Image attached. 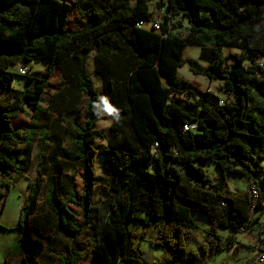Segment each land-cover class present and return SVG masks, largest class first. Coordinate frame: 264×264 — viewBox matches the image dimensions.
I'll use <instances>...</instances> for the list:
<instances>
[{
  "label": "trees",
  "instance_id": "obj_1",
  "mask_svg": "<svg viewBox=\"0 0 264 264\" xmlns=\"http://www.w3.org/2000/svg\"><path fill=\"white\" fill-rule=\"evenodd\" d=\"M160 1L164 15L161 30L154 31L138 24L155 21L151 4L157 0H0V201L26 176L24 158L32 153L36 132L46 134L40 115L52 67L61 71L64 86L49 98L47 111L57 115L55 128L67 117L74 130L72 152L62 149L55 135L61 160L53 158L51 168L57 174L64 166L71 176L63 186L51 178V212L32 226L42 211L48 174L39 147L37 177L18 228L24 264H38L47 238L42 231L52 228L68 239L61 262L78 264L76 244L97 221L99 206L105 212L103 230L91 264H145L136 242L152 229L157 237L150 246L164 251L152 264H183L188 256L191 264H202L195 250L188 251L199 230L196 215L210 226L199 246L207 256L223 249L219 229L249 231L252 213L261 208L264 214V67L256 62L264 57V0ZM176 16L189 24L185 36L173 33ZM187 45L200 47L201 58L214 62L205 70L191 66L193 73L222 83L230 100L177 77ZM224 48L238 53L228 57ZM92 57L115 115L108 135L97 130L100 94L88 71ZM42 62L50 66L41 76L11 71ZM16 77L26 81L15 84ZM22 115L30 126L15 128L13 121ZM97 140L105 143L95 148ZM97 153L113 182L112 190H105L107 200L96 206L90 157ZM207 162L218 166L224 184L228 176H242L251 188L226 195L202 167ZM78 174L84 183L80 197L73 183Z\"/></svg>",
  "mask_w": 264,
  "mask_h": 264
},
{
  "label": "rangeland",
  "instance_id": "obj_2",
  "mask_svg": "<svg viewBox=\"0 0 264 264\" xmlns=\"http://www.w3.org/2000/svg\"><path fill=\"white\" fill-rule=\"evenodd\" d=\"M160 0H157V3L153 2L151 4V9L154 13V20L163 19L164 10L160 8L158 5L160 4ZM73 27H77V18L73 16L71 18ZM173 33L181 36H185L188 33V22L186 19L180 16H176L173 18ZM149 29V28H147ZM238 53L235 49L224 48V54L228 57L231 55ZM201 48L196 45H187L183 48L182 55L180 60L183 62V65L178 67L177 69V77L182 81H187L188 83L197 86L200 90L204 92H210L214 96L218 97L222 101H227L231 99V96L227 94L222 89V83L220 82H211L207 77L203 75H196L191 70V66L199 69H207L214 62L211 60H206L201 58ZM232 62V61H231ZM252 60L249 59L247 64H251ZM256 62H259L264 67V57H259L256 59ZM50 64L47 62H42L40 64H32L30 70H28L29 76H41L47 69H49ZM22 66L16 65L11 67V71L16 74H22ZM53 76L50 79V84L48 90L44 95V105L41 107L43 110L40 118L42 120L41 125H43L46 129V134L42 131H37V137L34 138V145L31 147L32 153L30 156L24 158V164L26 167V176L21 178L18 183L12 187L8 196L0 201V264H21L20 256H21V247H20V238L22 237V232L18 229L21 224V208L26 202V196L31 187V182H34L37 177V166L39 163L38 152L40 147V152L46 156V166L48 168V174L43 177L44 182L42 185V192L40 195L39 205L42 209L39 212V220L35 218L32 220V226H35L39 223L41 217H47V215L51 212L49 205V193H50V180L53 177L56 183L60 186L65 184V176L71 174L68 170L62 166L61 173L53 174L51 171L53 161L52 159H60L59 149L57 147L58 140L55 139V135L59 134V140L63 143L61 148L72 152L75 143L72 139L74 134V130L72 128L71 121L67 117H63L59 122V125L56 127V118L57 115L50 113L47 111V106L49 98L60 91L64 86V80L61 74V71L58 67H52ZM88 71L90 76L92 77L96 90L100 94V100L98 103V111L100 113L101 120L98 123L97 130L103 133L104 135H108L110 131V126L114 119L113 111H109V106L106 103L105 96L103 94V84L101 78L95 72V65L93 57L90 58L88 62ZM27 73V74H28ZM24 78L16 77L15 84L19 82H24ZM28 115L31 116L32 111L27 109ZM152 124L150 121H147ZM14 127H29L30 119L27 116H19L17 119L13 121ZM40 125V123L38 124ZM144 127V126H143ZM34 132L31 133V137ZM31 142V140H30ZM41 142L44 144L40 145ZM33 143V141H32ZM105 142L101 140H97L95 144V148H98L100 145ZM93 168L95 171V191L93 193V202L98 203V199L102 200V197L108 196L105 193V190H112L111 183L113 182L112 175L109 169L104 165V158L101 154L97 153L94 156H91ZM61 160V159H60ZM204 170L207 172L208 176L211 179L213 185L217 186L219 189H223L228 196H232L238 192H246L251 188L250 179L248 177L242 176H228L227 183L224 184V179L222 173L218 166L213 162H207L202 165ZM76 185V191L78 197L81 196L84 190V183L81 177V174L74 176V182ZM111 188V189H110ZM261 190L264 188L262 187ZM60 200L64 201L66 199V195L61 194ZM196 220L199 225V230L195 231L192 234V237L188 244V251L195 250L201 260H203L202 264H252L258 256V252L254 249L253 243L251 244V249L246 246L241 248L240 254L234 257H230V253L224 248L220 252H214L212 255L208 254L205 256L201 250L199 249L200 244L207 237V229H209V224L207 218L202 215H196ZM262 224V234L260 239H264V215L261 220ZM40 230V229H39ZM142 230L140 229L139 232ZM219 235L222 238L223 244L227 247L228 242V231L219 229ZM41 234V233H40ZM42 235H46L49 238H52V244L56 242V245L60 246L65 243V237L57 236L56 232L52 228L51 230L46 229V231H42ZM156 236V233L150 231L144 240H138L136 242L137 246H140L143 251V259L145 264H152L154 261L163 257L164 251L161 249L153 248L149 244V240L153 239ZM238 239L242 242V245L249 244L245 239L242 233L237 235ZM260 253V252H259ZM261 264V263H257ZM264 264V263H262Z\"/></svg>",
  "mask_w": 264,
  "mask_h": 264
},
{
  "label": "crops",
  "instance_id": "obj_3",
  "mask_svg": "<svg viewBox=\"0 0 264 264\" xmlns=\"http://www.w3.org/2000/svg\"><path fill=\"white\" fill-rule=\"evenodd\" d=\"M73 1V0H70ZM245 193V192H243ZM108 197V196H107ZM107 197H102V200L98 199V203H94L96 206L107 200ZM100 210H98L95 215V220L93 225L87 228L82 236L79 238L76 248H75V253L79 256L80 260L78 264H91L92 262V252L94 249L97 248L100 240H101V234L103 230V222H104V215L105 212L102 211L101 206H99ZM262 214V209L258 208L252 213V219L255 220V222L251 225V229L249 231H243L239 233H229L228 232V237L231 238V242H227V247L223 244V249L226 248V250L230 253V257H234L240 254L241 248L248 246V249H251L252 243L253 246L255 247L254 249L258 252L257 259L252 263V264H257L259 262V255L260 251L258 249L257 243L259 237H261L262 234V224L261 220L263 218ZM208 230V229H207ZM153 233H156V236L153 239L150 240H155L157 237V230L152 229ZM242 233L244 236V239L249 243L242 245V242L238 239L237 235ZM33 236H36V232L32 231ZM44 237H47L46 235H43ZM21 239L20 238V247H21ZM48 237L45 240V249L42 252V254L38 257L37 263L38 264H63L61 262V259L66 258V246L68 243V239L65 237V243L63 245H56V242L52 244L47 242ZM149 240V241H150ZM160 249V248H157ZM222 249V250H223ZM162 250V249H161ZM213 253H210L212 255ZM21 264H24L23 262V253L21 249V256H20ZM191 258L188 256L186 260L184 261L183 264H191L190 263ZM198 260H201L199 257ZM145 262V261H144ZM203 263V260L200 261ZM5 264H8L7 262ZM175 264V263H174ZM262 264V263H261Z\"/></svg>",
  "mask_w": 264,
  "mask_h": 264
},
{
  "label": "built area",
  "instance_id": "obj_4",
  "mask_svg": "<svg viewBox=\"0 0 264 264\" xmlns=\"http://www.w3.org/2000/svg\"><path fill=\"white\" fill-rule=\"evenodd\" d=\"M139 27H145V28H149L151 30L154 31H160L161 30V20H157V21H152L151 23H146L144 21L139 22L138 24ZM28 72V68H22L21 73L22 74H26ZM252 195L257 198L258 197V191L255 188H252ZM258 249L260 251V255H259V262L260 263H264V240L262 239H258V243H257Z\"/></svg>",
  "mask_w": 264,
  "mask_h": 264
},
{
  "label": "clouds",
  "instance_id": "obj_5",
  "mask_svg": "<svg viewBox=\"0 0 264 264\" xmlns=\"http://www.w3.org/2000/svg\"><path fill=\"white\" fill-rule=\"evenodd\" d=\"M109 111H111V108L109 107Z\"/></svg>",
  "mask_w": 264,
  "mask_h": 264
}]
</instances>
